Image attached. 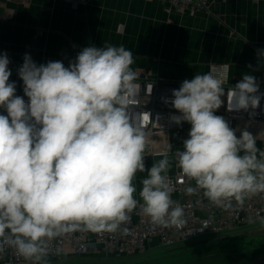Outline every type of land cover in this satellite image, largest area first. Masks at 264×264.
<instances>
[{"label": "clouds", "instance_id": "1", "mask_svg": "<svg viewBox=\"0 0 264 264\" xmlns=\"http://www.w3.org/2000/svg\"><path fill=\"white\" fill-rule=\"evenodd\" d=\"M9 63L0 54V108L7 112L0 115V253L7 245L33 264H47L51 240L79 230L116 232L138 205L154 224H186L168 182L172 145L145 166L148 134L130 114L138 79L131 50L86 47L68 67L60 61L38 66L25 55L18 75L27 103L9 82ZM230 92L229 110L260 104L253 75ZM224 96L222 80L208 72L184 80L171 100L180 113L173 122L191 125L183 150L174 154L176 166L217 206L264 194V150L252 134L237 137L215 114ZM138 172L147 173L142 203L133 183Z\"/></svg>", "mask_w": 264, "mask_h": 264}, {"label": "crops", "instance_id": "2", "mask_svg": "<svg viewBox=\"0 0 264 264\" xmlns=\"http://www.w3.org/2000/svg\"><path fill=\"white\" fill-rule=\"evenodd\" d=\"M105 43L131 50L135 60L131 67L137 75L145 69L169 83L208 73V65L215 62L229 64L230 83H238L245 74L260 80L264 74V59L258 58V50L264 52V0L215 2L195 14L179 13L159 0H83L76 7L65 0L29 4L0 0V54L6 53L10 61L9 82H15L17 96L24 95L18 71L25 55L38 66L60 61L68 67L84 48ZM0 115H7L6 110L0 108ZM190 128L185 122L169 132L148 136L151 146L145 156H154L146 169L162 159L161 153L171 144L170 171L174 170V153L183 148ZM242 131L258 139V131L244 126Z\"/></svg>", "mask_w": 264, "mask_h": 264}, {"label": "built area", "instance_id": "3", "mask_svg": "<svg viewBox=\"0 0 264 264\" xmlns=\"http://www.w3.org/2000/svg\"><path fill=\"white\" fill-rule=\"evenodd\" d=\"M21 1L29 4L34 0ZM65 1L72 7H76L83 0ZM159 1L168 4L170 8L179 13L195 14L198 11L208 10L215 2H225L226 0ZM208 72L217 75L225 88V96L222 98L224 104L219 111L216 110V115L223 116L229 122L230 127L231 120H234V129L244 123H264V74L260 80L256 79L259 84L258 94H261L259 106L255 109L250 107L247 111L243 109L237 111L228 108L231 103L230 89L234 88L236 84L229 82V64L226 62L210 63ZM137 76L138 79L135 81L137 85L136 103L131 106L130 114L148 136L152 137L156 132H169L183 125L185 122L180 125L173 122L172 117L180 115V113L174 109L171 103L173 90H178L182 82H165L159 76H150L145 69L141 70ZM20 97L26 103L28 102L27 96L21 95ZM166 100L167 103H165ZM168 178L169 186L172 188V199L184 208L186 220L184 226L165 227L154 224L149 217L141 212L138 205L129 214L130 220L122 224L116 232L93 233L79 230L51 240L48 243V255L45 259L67 254L79 256L103 253L113 257L133 256L144 253L151 246H176L203 234L217 235L264 220V194L250 196L245 199L243 204L233 201L230 205L217 206L209 201L202 190L195 187L194 180L190 181L181 175L180 169L176 166V159L175 168L168 172ZM189 186L194 188L191 195L185 192ZM135 197L140 201L139 197ZM0 264H33V262L25 260L17 255L13 248L5 245V250L0 253Z\"/></svg>", "mask_w": 264, "mask_h": 264}, {"label": "rangeland", "instance_id": "4", "mask_svg": "<svg viewBox=\"0 0 264 264\" xmlns=\"http://www.w3.org/2000/svg\"><path fill=\"white\" fill-rule=\"evenodd\" d=\"M220 109L221 107L218 111ZM243 126L247 130L252 128L253 131H258L259 140L256 139V146L264 150V135H262L264 123L255 122L236 126L233 130H236L237 137L243 132ZM150 146L151 144H147V148ZM153 156H145V165ZM138 173L133 182L137 188L136 193L142 189L141 181L147 175ZM99 254L75 257L64 255L63 259L49 257L47 264H246L264 258V220L217 235L203 234L176 246L147 249L144 253L133 256L113 257Z\"/></svg>", "mask_w": 264, "mask_h": 264}, {"label": "water", "instance_id": "5", "mask_svg": "<svg viewBox=\"0 0 264 264\" xmlns=\"http://www.w3.org/2000/svg\"><path fill=\"white\" fill-rule=\"evenodd\" d=\"M234 124H235V121L231 120V128L234 127ZM246 264H264V258L260 259V260L252 261V262H249V263H246Z\"/></svg>", "mask_w": 264, "mask_h": 264}]
</instances>
